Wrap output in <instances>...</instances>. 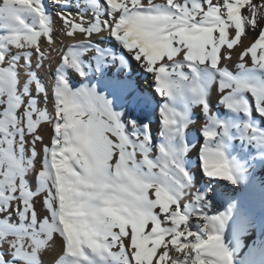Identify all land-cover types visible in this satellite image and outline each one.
Returning a JSON list of instances; mask_svg holds the SVG:
<instances>
[{"label":"snow or ice","instance_id":"snow-or-ice-1","mask_svg":"<svg viewBox=\"0 0 264 264\" xmlns=\"http://www.w3.org/2000/svg\"><path fill=\"white\" fill-rule=\"evenodd\" d=\"M53 3L59 30L45 0H0V264H256L236 260L254 217L235 195L216 206L221 181L248 182L234 142L264 151V0ZM129 57L165 98L156 143Z\"/></svg>","mask_w":264,"mask_h":264},{"label":"bare ground","instance_id":"bare-ground-1","mask_svg":"<svg viewBox=\"0 0 264 264\" xmlns=\"http://www.w3.org/2000/svg\"><path fill=\"white\" fill-rule=\"evenodd\" d=\"M70 2L74 3V0H70ZM50 4H51L52 8L48 9V11L50 13H52L54 20H55V27H56V29L59 30L60 28L63 27V24H62V21L59 18V16L56 15V13L61 10V7H60V5L53 3V0H50ZM67 10L72 11L73 13H74V11H76V12L78 11V9H76L74 6L71 7L70 9H67ZM105 35H107V33H105ZM254 36H255L254 33L248 34L247 37L244 38V43L245 44L250 43L254 39ZM55 39H56V43H57V40L58 41L59 40L64 41V42L68 40V38L66 36L60 35L59 31L56 32ZM237 51H238V49H237ZM236 62L237 61L234 57L233 60L229 62V66L233 67ZM137 68H139V69L141 68L142 71H145V69L142 67V65L135 66L134 69H132L133 71L131 72L130 79H133L135 81L136 86H144V87L152 90L154 93H156L158 95V97H161L159 95V93L155 91V85H153V86L150 85L149 81H147L143 77V75L145 73L141 72L140 71L141 69L137 70ZM111 70L113 71V67H110L107 69L108 74L111 73ZM145 72H147V71H145ZM43 75H44L45 83L48 84L49 87H51L53 81L51 80V77H50L51 74L50 75L48 74V67H46V70H45ZM218 97H219L218 90H216L214 88V90L211 94L213 111L217 107L222 109V110L224 109L223 106L219 105ZM198 110L197 111H198L199 119L196 121H197V128L199 129L206 122V118L203 116L201 109L198 108ZM216 112L223 115V114H226L227 110L224 109L223 112H221V111H216ZM257 119H262V118H260L257 115ZM153 126H155V125H153ZM47 131H48V138L45 139V143H49V141H50L51 129H47ZM197 137H198L197 146L199 147L200 145H202L203 138L201 136H199V133L197 134ZM38 147H40V146L38 145ZM233 152L244 163L246 170H247V177H248L247 185L245 186L244 184H242L241 186L243 188L239 189V191L243 190V195H242V197H238V198H239L241 204L246 209H248L250 214L252 215V217H254V227L252 228L249 235L243 236L242 239H243V245L244 246L240 251H242L246 255V258H247L246 260H254V261H256V264H259V261L261 260L260 255L257 252L256 254L249 256V249L250 248H259L260 241H264V203H262V201H261V199H262V197H261V186L264 185V178L260 173L261 169L264 168V151H260L259 149H257L254 146L242 147L240 145L239 141H235ZM191 155L193 156L192 157V166H193V168H196V166H197V159L195 157L196 153L193 152V153H191ZM195 174H196V182H197L198 186L201 183H206L208 178L205 177L202 172L197 171ZM226 189L228 191H231L230 187H226ZM228 202L229 201L227 199V201L225 203L226 204L225 207L227 206ZM37 207L39 209L40 205L37 204ZM47 259H50V257H48Z\"/></svg>","mask_w":264,"mask_h":264},{"label":"rangeland","instance_id":"rangeland-1","mask_svg":"<svg viewBox=\"0 0 264 264\" xmlns=\"http://www.w3.org/2000/svg\"><path fill=\"white\" fill-rule=\"evenodd\" d=\"M45 4H46V6H47V9H51L52 7H51V4H50V0H45ZM56 10V9H55ZM76 11H74V13H75ZM105 35V34H104ZM67 37V36H66ZM68 38V37H67ZM77 39H84V37L83 36H80L79 37V35L77 36ZM93 39H98V38H96V37H93ZM72 41L68 38V40L67 41H58L57 40V43L54 45V47L55 48H63V46L64 45H67V44H70ZM104 46H111V47H113V48H115V49H117L118 51H122V52H125V54H127L126 53V50H124V49H122L119 45H118V43H116L115 42V40L114 39H112V38H110V42L109 41H104ZM53 60H52V64H51V66L49 67V66H47L46 65V67H48V74L50 75L51 74V80L53 81V71H54V68L56 67V66H58V63H59V59H60V53L59 52H54L53 53ZM129 62H130V72H129V78H130V75H131V72L133 71L132 69H134V67L135 66H137V65H141L140 64V62H137V61H135L134 59H132L131 57H129ZM157 63H159V61L157 62ZM141 69V68H140ZM139 68H137V70H140ZM141 72H144L145 74L143 75V77H144V79H146L147 81H149V84L150 85H154V80H155V77H154V74H152V73H148V72H145V71H142V69L140 70ZM50 72V73H49ZM114 72H116V68L113 66V71L111 70V73H109V75H111V74H113ZM139 72V71H138ZM140 73V72H139ZM120 75L121 76H123L124 75V70H122L121 72H120ZM70 76H71V79H72V81H73V84H74V86H78L81 82H84L83 81V78H81V77H78V75H76L75 73H70ZM146 77V78H145ZM54 82V81H53ZM52 82V83H53ZM92 82L93 83H95L96 81H95V79H93L92 80ZM138 83V82H137ZM48 85V84H47ZM137 88L140 90V91H143V92H147V93H150L151 94V96H152V98H153V102H152V105H151V107L150 108H147V109H144L143 111H141L139 114L141 115V116H144V115H147V116H150L151 117V119H152V124L153 125H155V126H153V128H152V131H153V137H154V143H156V142H158L159 141V139H160V137H159V135H158V130H159V123H158V115H159V113H158V105L159 104H161L163 101H164V97H158V95L156 94V93H154L152 90H150V89H148V88H146V87H144V86H137ZM155 96V97H154ZM159 99V100H158ZM162 101V102H161ZM49 107H51V103H49V105H48ZM198 108H194V110H193V116H194V119H196V120H198L199 119V117H198ZM221 111V112H223L224 111V109L222 110V109H220V108H216V109H214V111ZM215 111V112H216ZM197 134H198V132H197ZM50 142V141H49ZM37 166L39 167V162L37 163ZM260 173H261V175L263 176V178H264V168L263 169H261V171H260ZM226 187H230L231 188V191H228L227 189H226ZM235 187V189H233ZM243 187L242 186H239V187H236V186H232V185H230V183L229 182H227V181H221L220 182V190L222 191V192H224L226 195L222 198V199H220L219 200V202L217 203V209L219 210V211H222V210H224L225 209V203H226V201H227V194H231V195H235L236 197H242V195H243V190H241V191H239V189H242ZM38 208V207H37ZM211 211V210H210ZM247 258H246V255L242 252V251H240L238 254H237V256H236V260L237 261H245Z\"/></svg>","mask_w":264,"mask_h":264}]
</instances>
